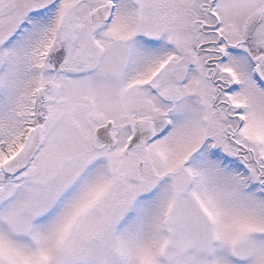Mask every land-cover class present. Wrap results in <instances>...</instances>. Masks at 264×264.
<instances>
[{
	"label": "snow or ice",
	"instance_id": "snow-or-ice-1",
	"mask_svg": "<svg viewBox=\"0 0 264 264\" xmlns=\"http://www.w3.org/2000/svg\"><path fill=\"white\" fill-rule=\"evenodd\" d=\"M0 264H264V0H0Z\"/></svg>",
	"mask_w": 264,
	"mask_h": 264
}]
</instances>
